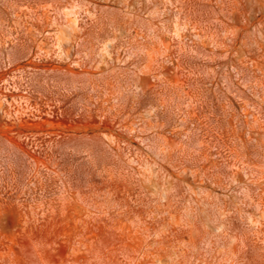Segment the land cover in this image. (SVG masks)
<instances>
[{"label": "rangeland", "instance_id": "374dc122", "mask_svg": "<svg viewBox=\"0 0 264 264\" xmlns=\"http://www.w3.org/2000/svg\"><path fill=\"white\" fill-rule=\"evenodd\" d=\"M0 264H264V0H0Z\"/></svg>", "mask_w": 264, "mask_h": 264}, {"label": "bare ground", "instance_id": "6f19581e", "mask_svg": "<svg viewBox=\"0 0 264 264\" xmlns=\"http://www.w3.org/2000/svg\"><path fill=\"white\" fill-rule=\"evenodd\" d=\"M2 106H3V104H2V102H0V109L2 108Z\"/></svg>", "mask_w": 264, "mask_h": 264}]
</instances>
